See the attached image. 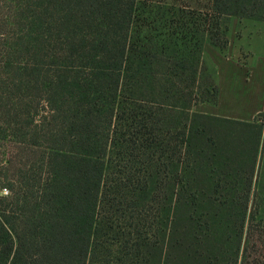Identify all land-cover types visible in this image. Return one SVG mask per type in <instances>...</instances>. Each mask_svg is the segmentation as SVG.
Segmentation results:
<instances>
[{"label":"trees","instance_id":"16d2710c","mask_svg":"<svg viewBox=\"0 0 264 264\" xmlns=\"http://www.w3.org/2000/svg\"><path fill=\"white\" fill-rule=\"evenodd\" d=\"M211 1L216 30L264 23V0ZM136 7L0 0V139L25 155L0 264H264L263 125L122 98Z\"/></svg>","mask_w":264,"mask_h":264},{"label":"rangeland","instance_id":"374dc122","mask_svg":"<svg viewBox=\"0 0 264 264\" xmlns=\"http://www.w3.org/2000/svg\"><path fill=\"white\" fill-rule=\"evenodd\" d=\"M211 3V0H137L131 30L133 50L128 54L120 95L180 109L184 122L193 113L257 122L263 125L264 143V23L224 18L216 30ZM216 33L224 37L223 47L210 43V36ZM4 34L0 30V42ZM197 62V73L176 65L191 69ZM24 157L22 149L13 142L0 139V197L9 194L2 189L4 178ZM172 204L170 192L164 228ZM162 249L160 246L157 250L154 264H160Z\"/></svg>","mask_w":264,"mask_h":264},{"label":"built area","instance_id":"2783aa9c","mask_svg":"<svg viewBox=\"0 0 264 264\" xmlns=\"http://www.w3.org/2000/svg\"><path fill=\"white\" fill-rule=\"evenodd\" d=\"M4 193L7 195L8 194V191L7 190H4Z\"/></svg>","mask_w":264,"mask_h":264}]
</instances>
